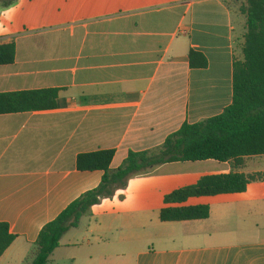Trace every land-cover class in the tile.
Listing matches in <instances>:
<instances>
[{
    "label": "crops",
    "instance_id": "0c3cea01",
    "mask_svg": "<svg viewBox=\"0 0 264 264\" xmlns=\"http://www.w3.org/2000/svg\"><path fill=\"white\" fill-rule=\"evenodd\" d=\"M238 18L227 0L0 4V44L16 47L15 62L0 66V94L58 95L52 109L0 115V223L16 237L0 264H26L43 228L100 186L104 172L79 171L81 155L115 151L116 170L231 106L245 34ZM188 163L129 178L125 194L91 209L88 229L82 219L63 237L49 264H264V181L185 204L210 206L207 220L161 222L165 197L178 190L171 183L191 175L166 168Z\"/></svg>",
    "mask_w": 264,
    "mask_h": 264
},
{
    "label": "trees",
    "instance_id": "16d2710c",
    "mask_svg": "<svg viewBox=\"0 0 264 264\" xmlns=\"http://www.w3.org/2000/svg\"><path fill=\"white\" fill-rule=\"evenodd\" d=\"M17 2L0 0L5 9ZM241 12L246 18V32L242 57L235 59L233 65L231 106L216 117L185 124L156 149L130 153L116 170L111 169L115 151L81 155L77 161L79 171L104 172L100 186L84 194L43 228L26 264H49L63 237L78 228L93 207L114 197L132 176L148 175L163 165L207 161L232 164L229 174L204 176L196 184L167 195L166 207L160 212L163 223L207 220L210 206L185 204L194 198L243 194L252 182L264 181V174L248 176L238 172L245 159L264 156V0H245ZM195 55L192 52L191 59ZM15 58L14 44H0V66L13 64ZM206 64L203 60L202 67ZM57 98L56 91L0 94V115L52 109ZM15 239L9 226L0 223V258Z\"/></svg>",
    "mask_w": 264,
    "mask_h": 264
},
{
    "label": "rangeland",
    "instance_id": "374dc122",
    "mask_svg": "<svg viewBox=\"0 0 264 264\" xmlns=\"http://www.w3.org/2000/svg\"><path fill=\"white\" fill-rule=\"evenodd\" d=\"M229 7L234 9L237 14H238V21H237V26L239 29V32L242 31L244 34L246 32V18L245 16L240 13L242 10V7L244 6L245 0H227ZM182 165H193V166H188V170H185L184 167L180 166H173L170 165L166 169H169L170 172L172 173H177V172H186L190 171L191 175H188L183 178H179L171 183V188H184L187 186H191L192 183L197 182L199 178H202L203 176H209V175H219V174H225V172L228 171L229 167L223 163H219L216 161H209V162H196V163H188V164H182ZM177 167L182 168L180 171ZM232 167V164H231ZM258 169V170H264V157H258L253 160H244L243 165L241 166L238 171H249L251 169ZM208 174V175H206ZM255 175V174H254ZM147 179V178H144ZM148 181V180H147ZM148 182H140V185H145ZM118 192L120 191L121 194H125L124 189L117 190ZM197 201H203L204 203H212L214 204V200L212 198H202V199H196L194 202L196 203ZM94 222V221H93ZM233 223V222H231ZM92 224V219L90 217H84L82 220V229L86 230L89 228V226ZM141 232V231H139ZM143 234V233H140Z\"/></svg>",
    "mask_w": 264,
    "mask_h": 264
}]
</instances>
